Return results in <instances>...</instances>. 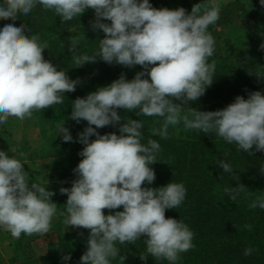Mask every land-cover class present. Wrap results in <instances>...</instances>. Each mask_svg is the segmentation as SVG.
Returning <instances> with one entry per match:
<instances>
[{
    "label": "clouds",
    "instance_id": "clouds-1",
    "mask_svg": "<svg viewBox=\"0 0 264 264\" xmlns=\"http://www.w3.org/2000/svg\"><path fill=\"white\" fill-rule=\"evenodd\" d=\"M37 4L53 10L61 22L80 17L87 9L95 11L92 28L102 30L105 36L93 56L77 55L79 38L71 39L69 52L77 67L99 57L108 64L145 69L132 80L122 74L110 85L72 103L71 119L85 120L89 126L79 134L85 147L79 153L83 159L74 169L78 179L70 189H60L67 195L60 215L65 217L67 228L89 230L87 251L80 264H111L117 257L124 264L127 257L120 255L116 244L135 243L142 237L148 255L175 264L181 253L194 247V233L188 225L165 215L166 209H176L184 201V185L170 182L159 188L142 187L156 179L150 165L157 162L161 148L154 139L146 145L141 143L142 121L128 119L120 125L119 135H100L96 129L117 125L122 120L118 109H138V115L163 118L161 127L152 129V135L163 139L168 138L170 125L183 122L186 129L206 134L214 131L249 155H253V146L257 152L264 151L261 92H252L247 99L237 96L222 110L200 111L188 106L203 96L214 80L215 61L209 63L208 59L214 54L215 41L208 28L219 20L220 5L216 0H204L188 13L183 7L156 9L149 0H3L0 19L15 21L18 16H28ZM25 27L6 24L0 29V125L9 117L23 121L32 118L34 111L63 104L64 93L74 92L80 82L45 60L47 42L41 43L39 34L26 35ZM58 135L65 142L73 139L64 124ZM93 135L96 138L89 141ZM219 167L225 173L232 172L224 161ZM260 171L264 173V165ZM245 188L238 184L225 187L224 192L235 201ZM54 194L40 184H30L24 164L0 151V227L13 238L19 239L22 233L49 232L57 213V204L51 200ZM120 207L123 211L104 214L105 209ZM249 207L264 209V196L256 197ZM244 228L251 231L252 225L245 224ZM253 251L248 247L244 255ZM148 255L140 259L146 261ZM63 259L69 260L70 255Z\"/></svg>",
    "mask_w": 264,
    "mask_h": 264
},
{
    "label": "trees",
    "instance_id": "trees-1",
    "mask_svg": "<svg viewBox=\"0 0 264 264\" xmlns=\"http://www.w3.org/2000/svg\"><path fill=\"white\" fill-rule=\"evenodd\" d=\"M244 2L245 9L240 11V17L253 21L254 32L259 40L251 42L248 34L243 32L223 38L218 56L208 59L209 63L215 61L216 65L212 85L203 96L189 102L188 106L200 111H216L226 108L237 96L247 99L255 91L264 95V48H261L264 44V4L261 0ZM149 3L156 9L175 10L183 7L188 13L195 5L190 0H149ZM95 19V11L87 9L80 17L61 22L53 10H45L39 4L28 16H18L15 21L0 19V29L6 24H23L26 26V35L39 34L41 43L47 42L48 45L43 52L44 59L56 66L57 70L66 72L71 80L80 81L74 92L64 93L63 104L34 111L32 116L35 120L32 125H38L40 135V144L33 153L37 157L54 160L60 175L58 181L46 183V187L55 193L51 200L57 204L56 215L59 216L55 227L58 239L50 244L48 255L42 257V261H49V264H80L81 256L87 251L89 230L82 236L80 232L64 230L63 225H60L64 217L60 212L64 211L67 202V195L62 194L60 189H70L73 181L78 179L74 169L83 159L79 153L85 147L79 141V134L89 126L85 120L77 122L71 119L72 103L100 87L110 85L122 74L127 80H132L138 72L145 71L140 65L125 67L115 62L108 64L99 57L95 62L77 67L73 53L69 52L70 41L79 38L77 55H95L99 51V40L105 36L102 30L92 28ZM101 22L111 23L106 20ZM213 27L214 24L210 25L208 31ZM71 30H75V33L71 34ZM143 78L150 79L147 76ZM117 111L122 120L115 126L96 129L100 135H119L121 124L128 119L140 120L144 125L141 143L146 145L149 139H154L161 146L156 155L157 162L150 165L156 179L151 185L145 182L142 187L159 188L170 182L188 185L182 204L176 209L165 211L166 218L183 221L194 233V247L185 254L181 253L175 264H192V252L199 255V259L196 258L199 264H264V209L249 207L256 197L264 196V173L260 171L264 165V151L257 152L253 146V155H249L238 150L235 143H227L214 131L206 134L186 129L183 122L176 126L170 125L168 138L163 139L159 135H152V129L160 128L163 118L138 115V109ZM63 124L69 130L72 141L65 142L62 135H58L59 127ZM95 138L93 135L89 141ZM220 161L228 163L232 172H223L219 167ZM238 184L246 188L232 201L224 189ZM106 210L109 214H115L116 211H123V208ZM245 224L252 225V230L244 228ZM142 239L136 244H116L120 255L127 257L124 264H170L167 260L157 261L148 255L145 238ZM248 247L254 251L245 256L244 251ZM140 254L148 255L147 260H141ZM66 255H70L67 261L63 259ZM115 260L118 262L111 263H120L119 257Z\"/></svg>",
    "mask_w": 264,
    "mask_h": 264
},
{
    "label": "rangeland",
    "instance_id": "rangeland-1",
    "mask_svg": "<svg viewBox=\"0 0 264 264\" xmlns=\"http://www.w3.org/2000/svg\"><path fill=\"white\" fill-rule=\"evenodd\" d=\"M194 4L200 3L199 0H190ZM238 2L234 4L235 7H227L224 10L220 11V15L222 13V16L225 17V20H233L236 18L239 14V11L245 9V2L244 0H236ZM216 2L219 5H223L222 2H225V0H216ZM225 5V4H224ZM219 20H223V18H219ZM219 21V22H220ZM253 33H250L248 35V38L251 42H255L259 40L258 35L252 31ZM75 30H71V34H74ZM221 46L222 41L218 42V40L215 39V49L216 54L220 53V48L218 46ZM215 54V55H216ZM217 57V56H216ZM36 119V118H35ZM37 120V119H36ZM32 123H35L34 118H25L23 121L15 118V117H9V120L6 124L0 125V139L2 141L1 145L4 146L2 149L4 152H6L9 156H18L20 153L22 154L21 157H19V160L24 164V169L29 173V180L30 184L31 182L40 184L41 186H44L46 189V183L49 182H55L58 181L60 178L58 169H56L58 166H56V162L54 160H50L49 158H42L37 157L33 151L36 149L35 147L40 144V135H39V129L38 125L33 126ZM11 148H9V147ZM17 154V155H16ZM51 179H55L54 181ZM185 188H188V185H184ZM51 191V189H50ZM53 192V191H52ZM121 208V207H120ZM104 214L108 215V211L105 209ZM62 223L60 225L64 227V230H76L80 232L83 235L86 234L87 229L84 228H73L72 226H67L64 224V218L62 217ZM59 219L58 215H55L51 221V228L48 233L43 234L42 238L35 244L36 250L40 254H42V257H46L48 255L49 248H47V244L50 243L53 239L57 241V233L55 231V227L58 224L57 221ZM56 222V223H55ZM144 239V238H143ZM142 239V240H143ZM140 239H138L136 242H138ZM142 240L140 241L142 243ZM133 244V243H129ZM136 244V243H135ZM136 252V251H135ZM189 252V251H187ZM187 252H184L182 254H185ZM143 254V253H141ZM140 254V255H141ZM199 254V253H198ZM192 264H199V255H194L192 252ZM197 258V259H196ZM46 264H49V261H44ZM111 262H118L115 259ZM112 264V263H111ZM113 264H120V263H113Z\"/></svg>",
    "mask_w": 264,
    "mask_h": 264
},
{
    "label": "crops",
    "instance_id": "crops-1",
    "mask_svg": "<svg viewBox=\"0 0 264 264\" xmlns=\"http://www.w3.org/2000/svg\"><path fill=\"white\" fill-rule=\"evenodd\" d=\"M223 5H220L221 10H224L227 7H235L234 4L238 2L236 0H225L222 2ZM225 4V5H224ZM223 20H218L212 30L209 32L218 42H221L223 38L230 37L235 35L236 33H253L254 31V23L252 20H242L240 17V11L236 18L233 20H225V17L220 15V18ZM220 21V22H219ZM220 43H218L219 46ZM216 45V44H215ZM214 45V48H215ZM216 50V49H215ZM214 51L212 57L218 56ZM1 133V132H0ZM2 141L0 139V151H4L1 145ZM9 147V146H7ZM11 148V147H9ZM18 156L21 157L22 154ZM16 154V155H17ZM17 159H19V157ZM55 180V179H51ZM42 238L40 234H33L31 236L21 234L19 239L13 238L9 232H7L3 227H0V264H46L42 261V254L36 250L35 244ZM54 239L47 244V248H49Z\"/></svg>",
    "mask_w": 264,
    "mask_h": 264
}]
</instances>
